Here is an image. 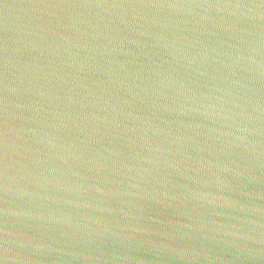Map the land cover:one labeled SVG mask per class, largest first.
<instances>
[{"label": "water", "instance_id": "obj_1", "mask_svg": "<svg viewBox=\"0 0 264 264\" xmlns=\"http://www.w3.org/2000/svg\"><path fill=\"white\" fill-rule=\"evenodd\" d=\"M0 264H264V0H0Z\"/></svg>", "mask_w": 264, "mask_h": 264}]
</instances>
